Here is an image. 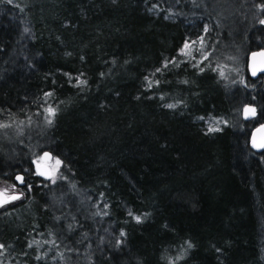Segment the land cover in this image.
<instances>
[{
  "label": "trees",
  "instance_id": "16d2710c",
  "mask_svg": "<svg viewBox=\"0 0 264 264\" xmlns=\"http://www.w3.org/2000/svg\"><path fill=\"white\" fill-rule=\"evenodd\" d=\"M228 2L0 0V264H264V0Z\"/></svg>",
  "mask_w": 264,
  "mask_h": 264
},
{
  "label": "water",
  "instance_id": "95a60500",
  "mask_svg": "<svg viewBox=\"0 0 264 264\" xmlns=\"http://www.w3.org/2000/svg\"><path fill=\"white\" fill-rule=\"evenodd\" d=\"M248 68H249L250 76H252L253 78L258 77L260 73H264V48L259 49V50H254L250 53L249 59H248ZM253 69H256L255 75H253ZM247 108H254L256 110L255 116L246 115L245 109ZM258 113L259 112H258V108L256 105L250 104V103L246 104L242 108V119L245 121H251L258 116ZM254 140L256 143H260L264 141V121L253 128L251 135H250V140H249L250 145L254 149V151L256 152L264 151V148H258L254 146L253 144ZM45 153L49 154L48 158H44ZM51 158H52V154L49 151L43 152L42 159L44 160V162L38 165L36 168V173L39 176L46 178V179L51 178V171L48 165L46 164V162L48 160H51ZM40 172H45L47 173V175H41L39 174ZM14 194L20 197V194H17V193H14Z\"/></svg>",
  "mask_w": 264,
  "mask_h": 264
},
{
  "label": "rangeland",
  "instance_id": "374dc122",
  "mask_svg": "<svg viewBox=\"0 0 264 264\" xmlns=\"http://www.w3.org/2000/svg\"><path fill=\"white\" fill-rule=\"evenodd\" d=\"M209 1H212L214 7H217L220 5L221 10H223L224 12L230 11L229 7H227V6H229L228 0H209ZM203 39L204 38H202L200 41H196V43L195 42L188 43L190 45V48L184 49L185 52L190 53L193 49L196 48V46L201 45L203 43V41H204ZM243 53H244V47H241V53L237 52L231 58V60L234 63L233 73H235V74L238 70H240V66L242 64V59H243L241 57H243ZM57 160L60 161L56 157L52 156L51 160H48L46 162V164L48 165V167L51 171V178H49V179H54L55 177H57L58 170L60 169V166H61V161L59 164H57L56 163ZM34 162H35V170H36L37 166L44 162V160L42 159V154L39 155ZM13 185H15V188H13ZM3 189H8L9 195L17 193V194H20V198L23 196L22 191L19 190L18 186L16 184L10 182V181H6V180L0 181V190H3ZM2 206H4V204ZM2 206H0V208Z\"/></svg>",
  "mask_w": 264,
  "mask_h": 264
},
{
  "label": "snow or ice",
  "instance_id": "6c2138e0",
  "mask_svg": "<svg viewBox=\"0 0 264 264\" xmlns=\"http://www.w3.org/2000/svg\"><path fill=\"white\" fill-rule=\"evenodd\" d=\"M262 23H264V21H262ZM190 48V45L185 43L184 45V49H189ZM184 49H182V51H184ZM157 71H160V69H157ZM255 72H256V69H253V75H255ZM79 83L81 84H86L87 81H79ZM157 83H159L157 81ZM149 87H151V83H149ZM52 95L51 93H46V96H50ZM167 107L169 108H173L175 107V105H172V104H169L167 105ZM46 111L49 113V116H54L55 115V109L52 108V107H49L48 109H46ZM245 113L246 115H249V116H255L256 114V110L254 108H247L245 109ZM51 119L48 120V123H51ZM0 127H4V125H0ZM218 129H214V128H209V131H216ZM253 144L255 147H258V148H264V141L260 142V143H256L255 140L253 141ZM48 153H45L44 154V158H48ZM57 164L60 163V161H56ZM39 174L41 175H47V173L45 172H40ZM16 179L18 181H20L21 183L24 182V178L22 176H17ZM13 188H15V185H13ZM20 197L18 195H15V194H12V195H9V190L8 189H3V190H0V206H2L3 204H6V203H9L10 201L12 200H17L19 199ZM135 219L139 222L140 221V217L137 216L135 217ZM4 246L3 245H0V248H3ZM189 247H191V244H189Z\"/></svg>",
  "mask_w": 264,
  "mask_h": 264
}]
</instances>
